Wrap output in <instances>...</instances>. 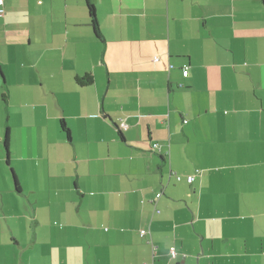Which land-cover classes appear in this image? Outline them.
<instances>
[{"label": "crops", "instance_id": "0c3cea01", "mask_svg": "<svg viewBox=\"0 0 264 264\" xmlns=\"http://www.w3.org/2000/svg\"><path fill=\"white\" fill-rule=\"evenodd\" d=\"M94 4L4 0L0 264H264V0Z\"/></svg>", "mask_w": 264, "mask_h": 264}, {"label": "trees", "instance_id": "16d2710c", "mask_svg": "<svg viewBox=\"0 0 264 264\" xmlns=\"http://www.w3.org/2000/svg\"><path fill=\"white\" fill-rule=\"evenodd\" d=\"M86 3H87V9H88L89 17H90V22H91L90 25L93 28L95 36L97 38L103 40V35L101 33V30H100V27H99V23H98V19H97V14H96L94 0H86ZM76 80H77V83L80 86H86V85H90V84L93 83V76L88 73V74H86V75H84L82 77L78 76L76 78ZM7 96H8L7 92L3 93L4 99H6ZM62 127L69 134V129L66 127L64 122H62ZM120 135L122 136L121 132H120ZM4 144H5V149L8 151V149H9L8 132H7L6 136H5Z\"/></svg>", "mask_w": 264, "mask_h": 264}, {"label": "built area", "instance_id": "2783aa9c", "mask_svg": "<svg viewBox=\"0 0 264 264\" xmlns=\"http://www.w3.org/2000/svg\"><path fill=\"white\" fill-rule=\"evenodd\" d=\"M4 14H5L4 0H0V16H3ZM158 59H159L158 57L155 58L156 61ZM188 69H189L188 66H184V68H183V75L184 76L188 75ZM185 122H186V120H185ZM127 127H128V124L125 121L121 120V122L119 124V129H127ZM152 147H153L154 150H157V149L160 150L161 149L160 144L158 142L153 143ZM167 153L168 152L166 151V154ZM189 178H190V180H195L196 175H192ZM178 179H180V177H178ZM141 233L144 235L146 233V230H142ZM177 254H178V252H177L176 247L172 246L170 248V256H171V258L175 259L177 257Z\"/></svg>", "mask_w": 264, "mask_h": 264}]
</instances>
